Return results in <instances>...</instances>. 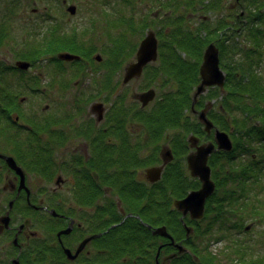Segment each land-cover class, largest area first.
<instances>
[{
    "label": "flooded vegetation",
    "instance_id": "af4514ba",
    "mask_svg": "<svg viewBox=\"0 0 264 264\" xmlns=\"http://www.w3.org/2000/svg\"><path fill=\"white\" fill-rule=\"evenodd\" d=\"M252 1L253 22L259 24L255 27L260 30L264 26V0ZM227 6L234 12L244 4L236 0ZM159 8L152 12L153 18ZM212 11L215 10L209 12ZM243 15L242 11L239 16ZM1 25L0 38H4ZM142 76L145 73L130 81ZM200 82L201 77L193 90L191 105L185 109L190 118H168L160 124L156 120L149 122L148 112L154 115L157 110L163 111L170 98L176 103L175 91L164 95L149 110L158 95L154 87L133 95L131 90L116 93L117 85L114 87L112 82L109 94L98 90V86H87L98 92L83 98L90 101L84 109L87 103L73 96L71 111L66 100L60 106L52 102L45 107L51 113L43 120L33 118L31 124L21 122L20 105L13 96L1 100L0 264H185L181 255L192 253L186 241L203 221L190 213L184 216L175 204L201 187L200 180L191 174L187 157L197 147L215 143L217 129L227 132L215 123L223 124L226 116L225 85L223 89L208 87L195 99ZM78 84L84 86L80 79L72 86ZM150 89H154L155 96L143 105L140 95ZM210 89H219L221 95L211 97ZM205 109L214 123L210 131L200 119ZM191 136L198 139L197 144ZM166 150L171 151V160H164L162 153ZM175 150L185 154L184 166L183 161L175 160ZM238 150L231 157L223 150L209 156L215 191L217 183L210 165L214 154V163L222 168L223 195L219 201L224 211L239 204L241 212L245 203L261 216L264 156L253 155L255 168L243 183L246 178L241 170L249 164L247 152L240 147ZM197 180L199 188L189 189ZM171 196L178 197H174L171 207H166ZM179 222L186 236L183 240L173 234L180 231ZM162 227L169 237L155 233ZM187 227L191 228L189 235ZM193 243L194 240L189 244ZM180 246L184 248L182 253Z\"/></svg>",
    "mask_w": 264,
    "mask_h": 264
},
{
    "label": "rangeland",
    "instance_id": "374dc122",
    "mask_svg": "<svg viewBox=\"0 0 264 264\" xmlns=\"http://www.w3.org/2000/svg\"><path fill=\"white\" fill-rule=\"evenodd\" d=\"M235 1L215 0L216 8H213L215 11L205 15H208V18L212 17L211 21L216 18L219 20V16H221L219 21H222L224 17L229 19L235 29L228 42V35L224 34L222 45H225L227 50L229 48L234 50L232 53L242 54L245 71L248 70V73H251V69H253L256 73H261L264 79V39L258 43L250 36V30L259 25L253 22L254 6L252 2L254 1L242 0L244 6L233 12L229 10L227 4ZM160 3L162 4L163 0H160ZM69 5L76 6L75 15H71L72 13L67 10ZM104 8L110 14L105 21L102 20L101 15ZM155 10H157V6L153 4L152 0H137V10L126 4L125 0H0V28H2L1 24L4 25V38H0V76L3 74V79H0V101L7 100L9 95L13 96V101L19 102L20 105L21 122L31 124L33 118L36 121L43 120L45 115L51 113L50 110L46 111L45 109L47 104L53 105L51 103L55 102L60 106L65 102L63 100H66V105L71 111L70 98L76 96L87 103L83 105L84 109L90 101L87 102L83 98H87L91 93L96 94L100 88L109 94L110 86L113 84L114 87L117 85L116 93L131 90L133 95L141 90L154 87L158 95L149 109L151 110L164 95L179 90L178 82L174 81L175 76L163 74L169 71L166 59L169 54L174 53L173 44L168 41L165 32L155 33L159 41V53L157 59L149 62L143 69L145 76L127 83L123 81V78L127 65L136 61L139 44L149 31V29L143 31V18H148L149 12L152 14ZM163 11L164 8L160 7V13ZM242 11L244 15L239 16ZM202 14L190 17L195 25L201 21L200 17L204 16ZM119 18L126 21L132 18V21L124 26L129 31L127 36L130 43L129 52L124 64L118 68L115 64L111 65L115 67L116 71L112 78L110 76V80L105 82L108 74L105 70H108V66L111 64L109 46L113 40L112 37L119 34L114 29ZM219 21L215 23L217 24ZM149 25L153 26L151 28L153 31H157L158 23L155 19L151 18ZM129 28L136 33L133 35ZM75 29L76 31L73 33L77 36L74 37L75 42L78 45L86 46L87 48L83 47L86 53L83 54L81 60H61L59 54L67 50L60 51L61 48L57 45V39L61 34L59 31H65V34L71 35L72 30ZM161 29L165 28L162 26ZM52 37H54V42L50 41ZM208 45L204 47L203 53ZM44 48L46 51L36 52V49ZM97 54L102 56L101 60L96 59ZM181 58H186V52H181ZM246 60L250 61L249 66ZM18 61L28 62L30 67L27 70H21L16 66ZM77 79L82 80L84 86L78 84L74 88L72 85ZM196 85L197 83L192 86L193 90ZM87 86H98V90L93 92L90 87L86 88ZM217 91V89H210V96L217 99L221 95L217 96ZM100 95L102 96V93ZM129 100L131 101L130 96ZM22 101L25 103L23 104ZM79 103L83 104L81 101ZM187 113L189 114V110L185 111V114L190 118ZM37 128L40 132L44 130L41 127ZM21 132L28 133L23 130ZM229 134L232 137V133L229 132ZM263 144L261 143V145ZM246 160V164L251 163L250 155H247ZM263 178L262 188H264ZM222 195L223 188L221 189ZM261 195L264 198V192H261ZM239 207V204L237 207L229 206V209L224 211L225 216H222L221 220L213 219L215 215L210 214L205 221L201 222L203 228H207V226L211 228L204 241L201 240V242L204 247L208 248L207 253L217 256L220 263L229 264L230 258L235 259L236 246L244 248V257L247 260L264 254V219L261 218L262 215L254 214V208L247 204L241 212ZM217 208L218 206L214 207L215 210ZM202 237L204 238V235ZM189 249L192 252V249Z\"/></svg>",
    "mask_w": 264,
    "mask_h": 264
},
{
    "label": "trees",
    "instance_id": "16d2710c",
    "mask_svg": "<svg viewBox=\"0 0 264 264\" xmlns=\"http://www.w3.org/2000/svg\"><path fill=\"white\" fill-rule=\"evenodd\" d=\"M152 1L154 5L156 4L157 9L159 7H163L164 11L160 13L159 8V13L155 18H153L151 12H149L150 15L148 18L145 17L142 21V25L144 26L143 31L145 32L147 29L150 30L153 27L149 25L150 19L153 18L156 20V23H158L156 26V34L157 32H165L167 34L166 36L168 37V41L172 42L171 44H173L174 53L172 55L169 54V57L165 61L169 71L163 74H173L175 76L174 81L178 82L179 90L174 93L176 103L172 102V100L170 101V98L163 111L157 110L154 115L149 114V122L156 120L160 124L164 123L163 121L168 118L189 119L185 114V109L191 105L192 86L196 83L198 84L200 80L199 67L202 63V53L204 47L210 42L216 41L220 49V64L226 72L225 90L227 95L224 96L223 104L226 111L224 122L221 124L220 122L215 121V123H217L220 127L222 126V129L231 132L235 143L234 149L229 153L224 152V155H227L228 157L235 155V153L239 151V147L242 149V152H247V155H250L251 163L243 166L241 170V174L246 178L242 180V182L247 183V177L253 173V168H255V165H253L255 160L253 155L261 153L264 156V144L259 146V143H264V79L261 73L258 74L253 69H251V73H248V70L245 71L243 64L244 57L242 58V54L232 53L234 50L231 48L227 50L225 45H222L221 42L224 34L228 35V42L235 28L230 24L229 19H227V21L224 19V21H219L221 20V17L219 16V20L216 18L214 21H211L210 19L212 17L208 18V15H205L211 13L209 12L211 9L216 8V6H214L215 0H163L162 4L160 3V0ZM125 2L126 4H129L131 8L137 10V0H125ZM104 9L102 14H100L102 15V20L105 21L108 19L107 17L110 16V14L106 9L104 11ZM199 13H203L202 15L206 16L207 19L202 18L197 26L192 22L190 17ZM161 14H163V17H161ZM131 19L132 18H129L128 21H126L122 18L118 20L114 26V29L117 30L119 34L112 37L113 40H111V44L109 46L111 64L108 66V70H105V72L108 73L105 78V82L110 80L111 73L116 71L115 67H112L111 65L115 64L118 68L126 61L130 43L127 39L129 31L125 29L124 26L129 24L132 21ZM217 21L219 22L216 24L215 22ZM162 26L165 29L160 30V27ZM131 28H129V30ZM101 30H103V28H101ZM75 31L76 29L72 30L71 35L65 34V31H59L61 34H59V38L57 37V45L61 48L60 51H70L71 53L79 55L80 58L83 59V54L85 55L86 53L83 47L86 46H82V44L78 45L75 42L76 39L74 37H77L73 35ZM131 32L133 35L136 33H134V31ZM250 36L251 39L260 43L264 39V27L260 30H257L256 27H254L253 30H250ZM44 51H46V48L36 49V52L38 53ZM182 51L186 52L185 59L181 58ZM246 62L249 66L250 61L246 60ZM1 78L3 79V74H1L0 79ZM100 91L103 90L100 88ZM219 94L220 91L218 89L217 96ZM220 113L224 115V113ZM189 132V130L186 131L187 134H189ZM237 133H239L238 137ZM184 155L185 154L182 155V153L175 150V160L177 162L183 161L182 166L185 164ZM214 155L210 159V165L212 167V178L217 183V189L207 201L205 216L202 219L203 221H205L210 214H214L215 216L213 219L215 218L217 220H221V217L225 216L223 205L219 201V199H221L222 189L220 184L222 168H218L217 163H214ZM199 186L200 182L197 180L196 185L193 187L190 186L189 189L199 188ZM174 197H170V204H166V207H171L172 200L175 199ZM215 205L218 206L216 210L214 209ZM244 205L246 204L244 203ZM261 214L264 215V205L262 206ZM178 224L180 231L177 234H173L177 239H186L181 222ZM210 231L211 228L209 226H207V228H203L202 223L194 228V234L186 241L188 247L192 249V253L181 255L182 261L185 264H225L220 263V259L217 256L207 253L208 248L204 247L203 242H201V240L204 241ZM203 235L204 238H201ZM193 240L194 243L189 244ZM236 249L235 259L230 258L231 261L229 264H264V254H260L252 260H247L244 257V248L236 246Z\"/></svg>",
    "mask_w": 264,
    "mask_h": 264
},
{
    "label": "water",
    "instance_id": "95a60500",
    "mask_svg": "<svg viewBox=\"0 0 264 264\" xmlns=\"http://www.w3.org/2000/svg\"><path fill=\"white\" fill-rule=\"evenodd\" d=\"M70 13L76 12V6L70 5L67 9ZM158 57V39L154 31H149L144 39L141 41L136 61L127 65L125 69L124 82L127 83L131 79L141 76L144 67ZM61 60L73 61L80 59V56L70 53L62 52L59 54ZM101 55H96L97 60H101ZM21 70H27L30 67V63L25 61H18L16 64ZM200 77L201 82L197 87L195 93V99L203 93L208 87L218 86L224 88L226 81V74L220 67L219 49L214 43H210L204 51L203 61L200 65ZM155 96L154 89H150L140 95V100L143 105H147ZM200 119L206 125V130L210 131L214 128L213 122L207 117L206 109L202 111ZM194 144H197L198 139L194 136L190 137ZM215 150H223L230 152L233 150V142L229 134L219 129L216 130L215 143H207L197 147L195 152L188 155V167L191 174L197 177L201 182V187L198 190L191 191L184 199L176 201V207L182 211L184 216L188 213L196 219L203 218L205 214V205L207 198L215 191V183L211 179V168L208 164L209 156ZM164 160L168 161L172 159V153L170 150H166L162 153ZM191 228L187 227V234L189 235ZM155 233H161L166 237H169L166 232V228L162 227L155 231ZM183 246H180V252H183ZM174 255L167 257L172 258Z\"/></svg>",
    "mask_w": 264,
    "mask_h": 264
}]
</instances>
